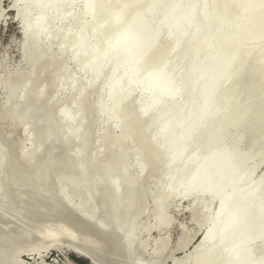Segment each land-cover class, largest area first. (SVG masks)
<instances>
[{"label": "bare ground", "instance_id": "6f19581e", "mask_svg": "<svg viewBox=\"0 0 264 264\" xmlns=\"http://www.w3.org/2000/svg\"><path fill=\"white\" fill-rule=\"evenodd\" d=\"M26 1L18 9L15 0L9 3L20 32L13 43L20 67L24 50L25 69L0 83V264H22L24 253H30L22 258L29 264H51L47 260L67 253L68 245L89 251L97 264H131L109 213L127 226L149 201L154 212L142 227L168 230L165 209L178 197L187 204L183 197L198 194L212 197L217 207L202 236L185 207L189 226L180 223L177 236L167 239L173 248L183 236L190 240L177 244L178 250L190 243L174 257L194 248L166 264H264V172L253 180L264 162V56L250 44L253 31L264 29V11L257 15L263 0ZM76 5L81 11L71 14ZM84 30L90 38H83ZM56 44L63 55L53 60ZM188 55L185 68H177ZM67 60L78 61V79L64 77L55 85ZM6 61L2 73L19 67ZM87 74L88 85L105 79L94 106L86 104L88 87L81 82ZM71 85L77 98L71 92L53 100L57 88ZM131 159L138 164L135 176ZM61 184L70 202L81 200V211L95 205L109 230L83 222L74 206L63 204ZM17 205L28 208L21 225L12 214ZM51 205L54 214L37 210ZM138 240L137 259L165 262V237L151 247Z\"/></svg>", "mask_w": 264, "mask_h": 264}, {"label": "rangeland", "instance_id": "374dc122", "mask_svg": "<svg viewBox=\"0 0 264 264\" xmlns=\"http://www.w3.org/2000/svg\"><path fill=\"white\" fill-rule=\"evenodd\" d=\"M13 0H2V3H1V7L2 9L4 10V16L0 19V68L1 66L3 65H8V62L6 61V58L12 61H15L17 60V56H16V45L14 42V40H17L18 39V34H17V24H15L12 20H13V17H14V14L12 11H9L10 10V7H9V3H13L12 2ZM15 4H13V6H15L17 9L20 8L22 5L26 4L27 1L26 0H15ZM264 2V0H263ZM24 3V4H23ZM264 7H262L257 15H261L264 11L263 9ZM79 11H81V8L78 7L77 5L74 6V8L72 9V12L71 14H74L76 13V15L79 13ZM1 13H2V10L0 8V17H1ZM44 17H50L49 14L46 12L43 14ZM70 16V15H69ZM69 16L63 21V26H62V29L63 31L66 30V28L68 29L69 25H70V20L71 18H69ZM26 19H29L30 18V15L25 16ZM78 17V16H77ZM81 19L79 18V22H81L84 18L83 16H80ZM20 19V18H19ZM25 19V18H24ZM25 19V20H26ZM21 21L23 19H20ZM78 18L76 20V28H77V31H78ZM65 28V29H64ZM263 26H259L258 28H256L254 31H253V36H254V40L253 42H251V46L255 49L258 50L259 52V55L261 57L264 56V37H263ZM83 31V30H81ZM80 31V33H81ZM88 31L87 30H84V32H82V36L84 38H90L89 37V32L87 33ZM189 47V52L191 53L193 51V48L191 46H187ZM56 49V50H55ZM62 48L56 44L54 45V48H53V51H52V59L53 60H58L60 59L61 55H63V50H61ZM56 51V53H55ZM55 53V54H54ZM59 53V54H58ZM54 54V55H53ZM22 55L21 58L22 59V64H21V67H13L11 69H7L5 71H3V75H1L2 77L0 78V83L2 82L4 76L7 74V73H20L22 72L24 69H25V54H24V50L22 48ZM59 56V57H58ZM189 55L184 58L183 60H178L177 62H175V66H177V68L179 69H183L185 68V64L189 63ZM7 62V63H6ZM24 62V63H23ZM179 62V63H178ZM10 63V62H9ZM178 64V65H177ZM174 65V64H173ZM183 65V66H182ZM180 66V67H179ZM77 67V68H76ZM183 67V68H181ZM68 68V69H66ZM78 69V70H77ZM78 73H79V64H78V61L76 60H67L66 62V65L64 67V70L61 72L60 76L56 79V81L54 82L55 85H59L61 80L64 78V77H69L70 80L71 79H75L76 81V78L78 79ZM72 77V78H71ZM228 76L227 75H224L223 78H227ZM60 81V82H59ZM89 81V74L85 75L81 82L83 84V86L88 87L86 88L87 91V94H88V99H91L86 101V104H90L89 106H92L94 103V94L98 93V91L100 90V88H102L105 83V79H100V80H97L95 84H90L88 85ZM87 86H86V85ZM92 85V86H91ZM90 87V88H89ZM73 86H61L59 89L57 88L56 90V93L55 95L53 96V100H61L63 99L65 96L69 95L71 92H73L72 95L73 98H77V95H78V89L76 91H73ZM90 89V90H89ZM60 90V91H59ZM91 91V92H90ZM92 93V94H90ZM91 95V96H89ZM4 98H5V92L4 90H2V96L0 97V124L2 125L3 121H4V114L2 113L1 111V108H2V105H3V102L1 101H4ZM94 98V99H92ZM140 99V93L135 91V92H132L131 93V100L132 102L136 105V103H138ZM90 101V102H89ZM89 102V103H88ZM94 106V105H93ZM171 109H176V105H172L171 106ZM72 110V108L70 109ZM65 116L66 117H69L70 114L68 112L65 113ZM3 118V119H2ZM101 118V117H100ZM100 118L97 116L96 117V121L94 120V127H98L100 125ZM98 119V121H97ZM2 120V121H1ZM113 120H110L108 122V124L110 123V125L106 124V128L107 129H110L111 126L113 125V123H111ZM98 122V123H97ZM110 127V128H109ZM262 133H259L255 136H252L250 139H249V142L251 143L252 141H254L255 139L259 138L261 136ZM92 137H93V140H92ZM87 144V148H89L90 146H92L94 143H96V139L97 138V134L92 136ZM96 137V138H95ZM12 141H15V138H12ZM90 145V146H88ZM72 152H76L75 148H72L71 150ZM137 168H138V164L136 162V160L134 159H131L130 162H129V171L131 173L132 176H135V173L137 172ZM264 172V162L256 169V172L253 176V180H256V178H258V176L260 174H262ZM156 175V174H155ZM6 178V177H5ZM4 178V180H5ZM154 183V181H152ZM151 181L149 182L148 184V191H151L153 188H152V183ZM187 184H184V187L186 186ZM182 186V189L184 188ZM179 199H182L181 197H178L176 198L164 211V216L166 218H168V220L170 221V226L172 225V217L176 218L177 222H180V223H185L187 222V219H186V213H185V207L187 208V210L189 211L190 213V218H191V221L194 223V225L196 226L197 230L201 231L200 235L202 236L203 235V231L204 229L206 228V226L208 225L209 223V220L213 214V212L215 211L216 207H217V202L210 196H206L204 194H198L196 196H191V197H188V198H184L183 199H188L189 201L187 202H181V201H178ZM78 199L74 200L73 202L77 203ZM150 202L148 201L147 204H146V208L143 212V214L139 217V221H143V224L144 223H149L151 221V218H152V215H153V212H154V204L151 202V205H152V208L149 207L150 205ZM150 208V209H149ZM199 209V211H196V209ZM199 222V223H198ZM155 230H159V229H155ZM159 231H162V230H159ZM176 234V231L175 230H172V237H174ZM166 234H162V235H158L157 238H153L152 241L150 239H144V237H142V239L144 241H146L148 243V246H153V244L158 241L159 239L161 238H166V249H165V252H164V256H165V262L163 264H166L167 262V259L170 258L171 261L170 262H173V261H176V260H179L187 255H189L192 251H193V248L192 250H188V251H184L183 254H180V256H176L174 257V252H179V251H183L186 247L185 246H188L190 243H189V238L187 236H183L180 238V240L177 241V243L175 244L174 248L172 247L171 243L169 242V239L168 238V235ZM187 239L189 241H187L186 245L182 248V249H176L177 247V244L181 241V240H184V239ZM202 238V237H201ZM149 240L151 242H149ZM200 237L197 238L196 242L193 244V245H197L199 242H200ZM198 241V243H197ZM195 245V247H196ZM30 253H24L20 256L19 260L22 264H29L28 262H26L25 260H22L23 256H26V257H30L29 256ZM51 256L49 255L48 258H50ZM40 258V256L38 255V259ZM55 258V259H54ZM76 258L73 257V255H70L68 253H62V254H58V255H52V258L48 259L47 260V263H51V264H78L77 262H75ZM78 260V259H77ZM80 260V259H79ZM54 261V262H53ZM65 261V262H64ZM30 262V261H29ZM71 262V263H69ZM84 262V261H83Z\"/></svg>", "mask_w": 264, "mask_h": 264}, {"label": "water", "instance_id": "95a60500", "mask_svg": "<svg viewBox=\"0 0 264 264\" xmlns=\"http://www.w3.org/2000/svg\"><path fill=\"white\" fill-rule=\"evenodd\" d=\"M19 33L20 32L17 29L18 36H19ZM17 47H18V44L16 46L17 60L14 64L15 65L17 64L19 66L20 63H19V55H18V48ZM10 61H12L11 58H10ZM3 67H5V65L1 66L0 75L2 74ZM42 92H43V88H39L37 90V96L41 97ZM1 96H2V92H1V88H0V97ZM61 185H62L61 186V197L59 199H61L63 201V204H68L70 206H74V208H75L74 210H75L76 214L80 217V219L83 222H85V223L87 222L88 224H92L93 227L95 226V228L101 232H104V233L107 232L109 230L108 227L111 225V227L116 231V233L119 234V239H120L121 245H122L124 251H126L129 254V256H130L129 261L131 264H148L145 261L137 259V256H138L137 250H138V248H141V246H140L141 243L138 239L145 236L146 239H150L152 241L153 238H157L158 235H162V234H166L169 237H171L172 236V230L176 231V234L174 236V237H176L178 232H180L179 230H181L180 222H177L176 218H174V217H172V225L168 228V230L159 231V230H154L153 228L148 229L147 228L148 224H147V227H146V225L144 227H142L143 221L141 222L139 220H135L134 222H131L132 224L131 223L127 224V226L124 223H123L124 224L123 225L120 223L119 219L116 218L117 215L115 213H112V212L109 213V215H108V217L111 218L110 225L108 226L105 223L106 220H103L102 218L99 217L98 209L95 205H93V204L90 205V207L88 209L89 213H85V212L81 211L80 206H79V202L81 200L78 198L77 203L70 202V200L68 199V197L66 196L65 193H64V195H62L63 189H64V191H66L65 184H61ZM146 191H147V189H146ZM7 205H10L9 207H11L10 202H8ZM149 205H150L149 207L152 208L151 203ZM17 206L18 207L15 208V210H13L12 214H13V216H15V219H14L15 223L21 225V223L23 221H25V219H26L25 218L26 214L24 212H26L28 210V208H23V206H21V205H17ZM1 208H2V210H1ZM3 209H4L3 206L0 207V213H3ZM37 210L41 213H47V210H48V213L54 214V213H56V206L51 205L48 209L38 208ZM185 217L187 219V222H185V223L183 222L182 224H184L185 226H189L188 224H190V223L188 221L187 214ZM139 227L142 230L139 231ZM136 233H138V236H135ZM124 234H126V235L130 234V238L129 239L127 238V240H126L124 237L125 236ZM149 236H150V238H149ZM199 236H200V232H199ZM150 240H149V242H151ZM64 251H66L70 255H73V257L76 259H81V260L86 261L88 264H97L94 256L89 251L80 249L75 245H70V246L68 245L66 247L64 246Z\"/></svg>", "mask_w": 264, "mask_h": 264}, {"label": "trees", "instance_id": "16d2710c", "mask_svg": "<svg viewBox=\"0 0 264 264\" xmlns=\"http://www.w3.org/2000/svg\"><path fill=\"white\" fill-rule=\"evenodd\" d=\"M75 262H77L78 264H87L85 261L83 262V261H81L79 259L78 260L76 259Z\"/></svg>", "mask_w": 264, "mask_h": 264}, {"label": "flooded vegetation", "instance_id": "af4514ba", "mask_svg": "<svg viewBox=\"0 0 264 264\" xmlns=\"http://www.w3.org/2000/svg\"><path fill=\"white\" fill-rule=\"evenodd\" d=\"M81 260V259H80ZM81 261H84V260H81ZM86 262V261H85ZM87 263V262H86ZM88 264V263H87Z\"/></svg>", "mask_w": 264, "mask_h": 264}]
</instances>
